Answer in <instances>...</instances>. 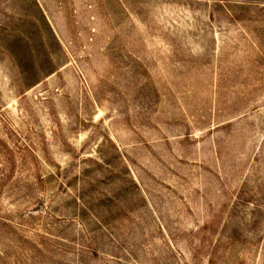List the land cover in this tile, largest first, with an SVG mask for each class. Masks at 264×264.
Masks as SVG:
<instances>
[{"label": "rangeland", "instance_id": "rangeland-1", "mask_svg": "<svg viewBox=\"0 0 264 264\" xmlns=\"http://www.w3.org/2000/svg\"><path fill=\"white\" fill-rule=\"evenodd\" d=\"M0 264H264V0H0Z\"/></svg>", "mask_w": 264, "mask_h": 264}]
</instances>
